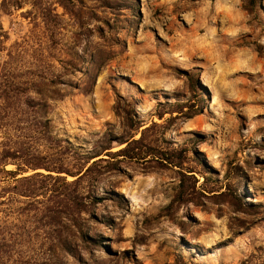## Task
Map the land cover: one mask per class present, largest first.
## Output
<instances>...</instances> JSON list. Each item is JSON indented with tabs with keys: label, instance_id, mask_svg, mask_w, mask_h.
Wrapping results in <instances>:
<instances>
[{
	"label": "rangeland",
	"instance_id": "rangeland-1",
	"mask_svg": "<svg viewBox=\"0 0 264 264\" xmlns=\"http://www.w3.org/2000/svg\"><path fill=\"white\" fill-rule=\"evenodd\" d=\"M77 4L0 0V264H264V0ZM142 134L182 165L103 153L80 186L102 197L83 232L53 217L40 179L26 197L6 172L74 170L76 151ZM181 173L188 201L167 212ZM60 221L70 250L56 249Z\"/></svg>",
	"mask_w": 264,
	"mask_h": 264
},
{
	"label": "trees",
	"instance_id": "trees-1",
	"mask_svg": "<svg viewBox=\"0 0 264 264\" xmlns=\"http://www.w3.org/2000/svg\"><path fill=\"white\" fill-rule=\"evenodd\" d=\"M61 5L65 7L67 11L71 14H76V8L78 7V2L80 0H59ZM262 0H246L245 9L251 11L253 7ZM91 63L94 64L96 58L92 55L89 59ZM102 63H98V67L96 69L93 68L91 72L92 82L90 87H85L84 92L88 93L91 89L92 85L94 84L97 74L99 73L100 66ZM96 66V64H95ZM87 74L89 71H86ZM41 86V85H39ZM195 114L191 113L189 118L193 117ZM113 136V135H110ZM108 145L107 147H103L102 149L92 152L88 155H81L79 151L75 152V156H77L79 164L75 165L74 170L65 169V167L61 168H53L46 164L42 163H32L29 160L24 162H16L13 163L16 165L15 170L6 171L8 176L12 179H16V183H27L28 189L25 190L26 197H31V194H34V190L32 186L35 184H31L33 180L40 179L41 185H39L38 189L48 191L49 199L55 201L58 205V212L53 211V217H60L63 218L64 215L68 216V219L71 221V227H75L79 231L83 232L84 226V215H92L93 208L101 202L102 197H97L93 195L92 192H84L80 190L81 184L86 180H92L94 171L98 168V166H102L103 162H108V159L102 158L101 156L105 153L108 158L112 157L115 158L117 156H123L124 158H129L131 160H138L143 159L148 156H157L169 163H175V165H182L181 158H183L182 153H176L173 151H162L154 146L146 144L144 141V135L139 139L134 140H125L120 139L117 142L121 145H125L123 148L119 149L116 152L110 151L109 145L113 143L111 137L107 139ZM7 158L18 160L20 158L16 153H12L7 155ZM93 160V161H92ZM198 162L203 161L200 158H197ZM88 164H90L88 166ZM113 164V163H112ZM40 169H44L48 172V174H43L41 172H36L32 175L23 176L25 173L32 171H38ZM114 169V168H113ZM55 173V175L53 174ZM65 174V175H64ZM18 178V176H20ZM68 176H71L73 180H68ZM189 176L185 173H181V182L179 184V188L173 197L170 204L166 207V211L171 212L174 208L183 202L188 201V194L190 192V185L188 183ZM46 181V182H43ZM49 181V182H47ZM35 188V187H34ZM242 199L239 197H235V202H239ZM238 204V203H237ZM240 204V203H239ZM60 228L58 230V244L57 250H70L72 247L73 241L68 237L65 236L64 233L65 227L69 225L63 223L62 221L59 222ZM71 229V228H70ZM89 238L86 234H83V238ZM96 240V239H95ZM59 262V261H58Z\"/></svg>",
	"mask_w": 264,
	"mask_h": 264
}]
</instances>
